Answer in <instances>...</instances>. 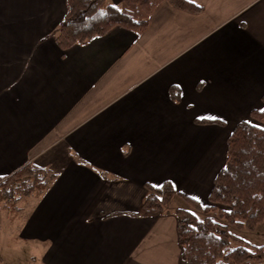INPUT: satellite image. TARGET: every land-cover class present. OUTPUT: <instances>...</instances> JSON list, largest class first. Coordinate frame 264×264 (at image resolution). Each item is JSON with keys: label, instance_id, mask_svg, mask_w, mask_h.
Segmentation results:
<instances>
[{"label": "crops", "instance_id": "1", "mask_svg": "<svg viewBox=\"0 0 264 264\" xmlns=\"http://www.w3.org/2000/svg\"><path fill=\"white\" fill-rule=\"evenodd\" d=\"M187 1L201 10L163 1L140 34L61 50L65 0H0V177L57 176L17 217L41 264H186L185 203L136 216L145 185L207 204L230 132L264 107V0Z\"/></svg>", "mask_w": 264, "mask_h": 264}, {"label": "trees", "instance_id": "2", "mask_svg": "<svg viewBox=\"0 0 264 264\" xmlns=\"http://www.w3.org/2000/svg\"><path fill=\"white\" fill-rule=\"evenodd\" d=\"M163 1L187 12L201 10L187 0H122L118 5L109 0H65L66 11L55 42L66 50L103 36L114 27L140 34ZM170 95L177 100L175 88L170 89ZM195 122L222 124L216 120ZM56 177L33 162L0 177V210L14 221L20 205L43 194ZM145 190L135 214L139 217L165 214L175 197L185 203L174 214L181 259L186 264H264V245H252L235 233L253 232L264 224V107L251 110L249 120L238 122L230 132L225 162L213 180L207 204L176 192L169 181L160 186L146 184Z\"/></svg>", "mask_w": 264, "mask_h": 264}, {"label": "rangeland", "instance_id": "3", "mask_svg": "<svg viewBox=\"0 0 264 264\" xmlns=\"http://www.w3.org/2000/svg\"><path fill=\"white\" fill-rule=\"evenodd\" d=\"M24 208L26 205L21 204L19 212ZM20 221L17 218L10 221L6 212L0 210V264H41L42 256L39 257V248L24 243L19 238L22 224ZM235 233L252 245H264V224L253 232L243 230Z\"/></svg>", "mask_w": 264, "mask_h": 264}, {"label": "snow or ice", "instance_id": "4", "mask_svg": "<svg viewBox=\"0 0 264 264\" xmlns=\"http://www.w3.org/2000/svg\"><path fill=\"white\" fill-rule=\"evenodd\" d=\"M211 119H215V118L213 117V118H211Z\"/></svg>", "mask_w": 264, "mask_h": 264}]
</instances>
